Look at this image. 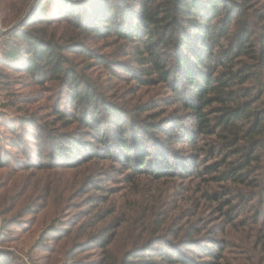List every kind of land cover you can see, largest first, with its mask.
<instances>
[{
    "label": "trees",
    "instance_id": "16d2710c",
    "mask_svg": "<svg viewBox=\"0 0 264 264\" xmlns=\"http://www.w3.org/2000/svg\"><path fill=\"white\" fill-rule=\"evenodd\" d=\"M32 1L0 0V24L20 20ZM109 43L127 49L129 61L100 52L97 45ZM1 67L30 85H49L53 96L46 118L25 107L15 121L0 112L9 135L0 134V168L19 157L26 169H83L79 174L117 164L127 182L152 186L199 180L173 208L161 199L143 208L146 235L133 239L119 264H244L223 253L237 238L233 231L246 226L255 229L246 263L264 264V0H38L2 38L0 90L9 77ZM97 69L123 75L138 91L109 92ZM151 89L159 94L144 100ZM6 146L19 156L4 158ZM90 175L84 193L98 189ZM104 202L97 200L95 213ZM247 214L252 222L241 218ZM176 222L182 224L174 229ZM46 229L56 233L54 223ZM108 231L104 225L86 243L105 248ZM154 243L159 251L146 258L141 250ZM12 260L0 250V264Z\"/></svg>",
    "mask_w": 264,
    "mask_h": 264
},
{
    "label": "rangeland",
    "instance_id": "374dc122",
    "mask_svg": "<svg viewBox=\"0 0 264 264\" xmlns=\"http://www.w3.org/2000/svg\"><path fill=\"white\" fill-rule=\"evenodd\" d=\"M1 24L0 30L9 28ZM97 46L100 47V52L107 56L129 61L130 57L126 55L127 49L121 50L119 45L109 43L108 46ZM1 69L9 76L8 87L0 90L1 114L15 121L20 116L18 114H21L16 110L25 107L28 108V113L36 117L50 116L52 106L50 98L53 93L49 85L43 87L30 85L20 74L8 71L5 67ZM97 71L98 78H101L105 87L108 86L109 92L123 94V91L127 92L131 89L138 91V87L121 74L118 77H110L106 71L101 69ZM152 90L143 92V94L148 92L144 100L150 95L159 94V92L152 94ZM126 97L130 99L134 95L130 93ZM25 100L27 103H22ZM25 130L30 131L27 128ZM0 134L9 136L3 128H0ZM22 134L26 135V131L23 130ZM28 137L26 135V138ZM4 141H7L6 137ZM177 147L189 152L186 145H177ZM2 154L4 158L9 157L10 154L14 157L19 156L18 151L9 146H6ZM9 158L12 160L11 166L0 168V250L10 253L13 264H103V260L104 264H112V262L119 264L120 258L125 254L123 251L132 244L133 239L146 235L141 219H144L147 210L143 208L156 199L163 200V204L167 202L168 207L173 208L178 203L180 194L192 193L199 182L196 179L176 178L152 186L147 180L127 182L121 167L112 163H99L94 165V168L86 167L85 172L79 174L83 169H26L19 164V157ZM94 171L102 175L95 177ZM89 175L90 178H95L97 182L95 186L98 189L84 193ZM166 194H172V197L164 199ZM91 195L95 196L96 201L87 200ZM102 199H105V202L95 213L98 209L97 200ZM184 204L188 214L194 212L193 205L189 202ZM114 207L116 211L112 215L97 223L100 217L108 214V211ZM240 209L241 207L237 208L234 213L242 212L239 211ZM199 213L206 216L205 226L209 227L211 224L207 223L208 211L202 210ZM241 218L252 222L254 217L247 214ZM193 219L194 217L190 215L188 223ZM53 223L56 229L54 236L46 233L47 226ZM181 224L176 222L170 225L176 229L180 228ZM104 225L109 230L104 241L109 239L111 244L105 248L88 245L86 236ZM253 230L255 229L248 226L235 229L233 232L237 238L233 239L232 246L230 247L229 244V248L223 254L232 252L233 255L230 256L233 258L235 256L244 264H247L246 260L251 261L252 253L248 251L246 242L249 237L254 236ZM157 233L158 231H151L153 240ZM112 234H116L113 244ZM159 248L157 243H154L146 252L145 250L141 252L145 253L146 258H152V252L159 251ZM154 264L162 263L155 258Z\"/></svg>",
    "mask_w": 264,
    "mask_h": 264
},
{
    "label": "water",
    "instance_id": "95a60500",
    "mask_svg": "<svg viewBox=\"0 0 264 264\" xmlns=\"http://www.w3.org/2000/svg\"><path fill=\"white\" fill-rule=\"evenodd\" d=\"M37 1L38 0H33L32 3L30 4L28 10L26 11L25 15L20 20H18L14 24H12L8 29H6L5 33L17 28L18 26H20L28 18V16L32 12L33 8L35 7Z\"/></svg>",
    "mask_w": 264,
    "mask_h": 264
},
{
    "label": "built area",
    "instance_id": "2783aa9c",
    "mask_svg": "<svg viewBox=\"0 0 264 264\" xmlns=\"http://www.w3.org/2000/svg\"><path fill=\"white\" fill-rule=\"evenodd\" d=\"M1 27V26H0ZM2 28V27H1ZM5 35V30L3 29H1L0 30V43L2 42V38H3V36Z\"/></svg>",
    "mask_w": 264,
    "mask_h": 264
}]
</instances>
